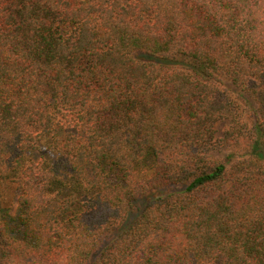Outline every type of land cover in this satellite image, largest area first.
Wrapping results in <instances>:
<instances>
[{"label": "trees", "instance_id": "obj_1", "mask_svg": "<svg viewBox=\"0 0 264 264\" xmlns=\"http://www.w3.org/2000/svg\"><path fill=\"white\" fill-rule=\"evenodd\" d=\"M5 188L0 264H264V0H0Z\"/></svg>", "mask_w": 264, "mask_h": 264}, {"label": "rangeland", "instance_id": "obj_2", "mask_svg": "<svg viewBox=\"0 0 264 264\" xmlns=\"http://www.w3.org/2000/svg\"><path fill=\"white\" fill-rule=\"evenodd\" d=\"M226 83L230 87V89H232L234 91L235 94H237V95L241 94L239 89L236 88L233 84H231L229 80H226ZM242 96H243V99H242ZM242 96L240 97L241 100H243L246 103L251 104L252 106L255 105L254 102L250 98L246 97L245 95H242ZM223 123H224L223 121L217 123L216 128H217L218 131L222 128ZM225 153H228V152H225ZM5 190H6V193L2 197V200L0 199V206H5L6 203H8L9 200L11 199V192L12 191L8 190L7 188H5Z\"/></svg>", "mask_w": 264, "mask_h": 264}]
</instances>
